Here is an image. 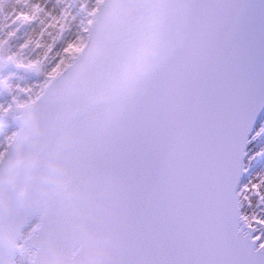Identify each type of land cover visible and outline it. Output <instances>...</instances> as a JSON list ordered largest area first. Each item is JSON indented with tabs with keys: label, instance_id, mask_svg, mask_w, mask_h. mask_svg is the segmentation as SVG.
Masks as SVG:
<instances>
[{
	"label": "snow or ice",
	"instance_id": "1",
	"mask_svg": "<svg viewBox=\"0 0 264 264\" xmlns=\"http://www.w3.org/2000/svg\"><path fill=\"white\" fill-rule=\"evenodd\" d=\"M0 264H264V0H0Z\"/></svg>",
	"mask_w": 264,
	"mask_h": 264
}]
</instances>
